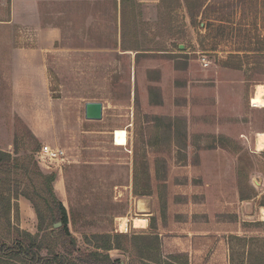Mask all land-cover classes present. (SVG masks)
<instances>
[{"label":"rangeland","instance_id":"obj_1","mask_svg":"<svg viewBox=\"0 0 264 264\" xmlns=\"http://www.w3.org/2000/svg\"><path fill=\"white\" fill-rule=\"evenodd\" d=\"M33 1L26 24L19 0H0V264H43L10 252L17 242L43 258L230 264V235L264 240V107L250 99L264 83V0H197L193 19L186 0ZM38 43L39 65L13 57ZM87 100L103 103L100 120L84 118ZM46 143L70 164L43 168Z\"/></svg>","mask_w":264,"mask_h":264},{"label":"trees","instance_id":"obj_2","mask_svg":"<svg viewBox=\"0 0 264 264\" xmlns=\"http://www.w3.org/2000/svg\"><path fill=\"white\" fill-rule=\"evenodd\" d=\"M186 9L189 13L190 18H195L197 15H199L198 9L202 7L201 2L199 4L197 3V0L189 1L186 0ZM264 3V1H263ZM209 4H207L204 7V12L206 10H209ZM264 7V5H263ZM200 10V9H199ZM262 19L264 22V9L262 10ZM201 16H204V13H201ZM207 19V16L205 15ZM229 23V20H223ZM236 53H239V51H246V49L236 48L234 49ZM240 199H248L250 196H246L243 193H240L239 195ZM57 221L61 224V230L64 232V235L68 236V217L65 207L60 201H57ZM118 236H124V235H118ZM71 244H73V241L71 239ZM259 245V248L255 250V245ZM34 245V243H33ZM257 245V246H258ZM27 249H26V248ZM35 246H26L23 245L20 242H17L14 249H9L10 252H28L27 254L30 255V260L34 261H43V264H119V261L117 259H111L108 254H100L99 252H91L90 254H87L86 259L85 257H76V258H69L64 254H58L54 255L50 258H43L40 257V255L37 253V249L34 250ZM228 247H229V262L230 264H264V240L256 237H246V236H239L236 234H232L229 236L228 241ZM237 247V248H236ZM0 248L3 250H8V245L5 243H0ZM99 248L108 250L110 249L109 244H105L104 246H99Z\"/></svg>","mask_w":264,"mask_h":264},{"label":"crops","instance_id":"obj_3","mask_svg":"<svg viewBox=\"0 0 264 264\" xmlns=\"http://www.w3.org/2000/svg\"><path fill=\"white\" fill-rule=\"evenodd\" d=\"M36 4L37 3L35 1H33V0H19V5L22 7V11L24 13V16H26L25 19H24V22L26 24L28 23L27 22V14H28V12H30V13H32L34 15H37L36 14L37 13ZM17 14H18V12H16L15 14H14V11L11 12V14H10L11 17L9 16L10 20L11 19L14 20V18H16ZM7 22L8 23H6L5 25H9V23H10L9 20ZM47 30L49 31V37H50L49 40H47L48 44L53 46L54 42L57 41L58 38L60 37V30L57 27H52L51 29L49 28ZM47 50L48 49L46 47H44L42 45V43H38L37 48L24 47L22 49H18L16 51L17 53L14 52L13 57L14 58L18 57L19 58V64H21L23 66H28V65H32V64H35V66H37V64L39 65L41 60H42L43 53H46ZM37 52H39V57L36 60L35 58H36ZM40 70H41V68H40ZM40 77H41V75H40ZM42 79H43V77H42ZM21 89L22 90H26L25 92L29 91V89H27L26 86H20V90ZM18 90H19V87H18ZM13 91H14V89H13ZM87 101H93V100H87ZM125 133H126V136H125ZM112 139H113V144L114 145L123 146L124 142L127 143V131H126V129H123V128L115 129L112 132ZM46 144H49V143H46ZM50 145L51 146H57V145H52V144H50ZM64 151H65L66 155H69L66 150H64ZM58 187L60 189L61 185L58 184ZM59 193L61 194V192H59ZM136 218H139V217H136ZM136 227H137V225H136Z\"/></svg>","mask_w":264,"mask_h":264},{"label":"built area","instance_id":"obj_4","mask_svg":"<svg viewBox=\"0 0 264 264\" xmlns=\"http://www.w3.org/2000/svg\"><path fill=\"white\" fill-rule=\"evenodd\" d=\"M38 163L45 169L55 171L70 164L69 157L60 147L42 144L36 152Z\"/></svg>","mask_w":264,"mask_h":264},{"label":"bare ground","instance_id":"obj_5","mask_svg":"<svg viewBox=\"0 0 264 264\" xmlns=\"http://www.w3.org/2000/svg\"><path fill=\"white\" fill-rule=\"evenodd\" d=\"M250 99H251V105L252 106L264 107V83L256 85L255 92ZM254 143H255V147L257 150L264 149V132L256 133V138H255ZM263 212H264V209H263ZM119 221H120L119 225H120L121 229L125 230L127 227V219L125 217H123ZM133 221H134L135 225L143 226L146 220L144 221V219H142V218H135Z\"/></svg>","mask_w":264,"mask_h":264},{"label":"water","instance_id":"obj_6","mask_svg":"<svg viewBox=\"0 0 264 264\" xmlns=\"http://www.w3.org/2000/svg\"><path fill=\"white\" fill-rule=\"evenodd\" d=\"M103 103L100 101H86L84 103V118L87 120H100L103 115ZM143 203V202H142ZM140 201L137 204L139 212H146L147 207Z\"/></svg>","mask_w":264,"mask_h":264}]
</instances>
